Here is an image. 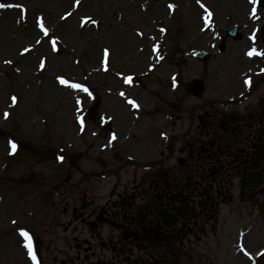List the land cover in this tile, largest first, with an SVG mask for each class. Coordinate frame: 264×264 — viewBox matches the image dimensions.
Instances as JSON below:
<instances>
[{
  "label": "rangeland",
  "instance_id": "obj_1",
  "mask_svg": "<svg viewBox=\"0 0 264 264\" xmlns=\"http://www.w3.org/2000/svg\"><path fill=\"white\" fill-rule=\"evenodd\" d=\"M256 1L0 3V264H73L69 210L86 196L103 204V196L136 176L133 166L121 176L116 167L162 159L167 138L182 131L180 119L186 129L193 107L216 105L222 87L239 83L245 33L264 26ZM233 25L242 26V41L228 42L208 64L193 58L214 42L215 30L222 35ZM198 78L206 93L195 98L185 88ZM253 211L245 216V264H264V253L256 257L264 218ZM28 231L36 261L22 235Z\"/></svg>",
  "mask_w": 264,
  "mask_h": 264
},
{
  "label": "flooded vegetation",
  "instance_id": "obj_2",
  "mask_svg": "<svg viewBox=\"0 0 264 264\" xmlns=\"http://www.w3.org/2000/svg\"><path fill=\"white\" fill-rule=\"evenodd\" d=\"M245 39L234 89L217 105L193 107L186 129L181 117L182 131L168 137L162 159L116 167L119 175L133 166L136 176L103 204L86 196L71 210L73 264H238L223 247L230 220L240 212L245 247V206L264 210V56L250 60ZM259 39L257 54L263 30Z\"/></svg>",
  "mask_w": 264,
  "mask_h": 264
},
{
  "label": "snow or ice",
  "instance_id": "obj_3",
  "mask_svg": "<svg viewBox=\"0 0 264 264\" xmlns=\"http://www.w3.org/2000/svg\"><path fill=\"white\" fill-rule=\"evenodd\" d=\"M2 7H5V5H0V8ZM40 27L42 29V31L44 32V34L47 36L48 35V29L44 27V24H43V20L41 19L40 21ZM53 47H55L56 45V41L53 40ZM27 51V49L25 50ZM257 54L255 49H253L252 52L249 53V55H255ZM261 55H264V53H262ZM129 82L131 81V77L128 78ZM62 84H68V81L61 78V81H60ZM68 86L70 87H73V88H76V89H80L84 92H88V89L87 88H83L82 85H79V84H69ZM89 95H91V93H89ZM12 100H13V103H15L16 101V97H12ZM130 103H133L135 105V101H130ZM138 107V105H136ZM81 124H83V120H81ZM113 139H115V137H113ZM17 149V145L15 143H12L11 144V150L13 152V154L15 153ZM61 160H63V157H60ZM22 235L29 240V243L27 245L28 249H29V252L30 254L32 255V259L35 261L36 260V255L35 253L32 251V244H31V237L29 236V234L27 232H22ZM37 264H39V262L37 261Z\"/></svg>",
  "mask_w": 264,
  "mask_h": 264
},
{
  "label": "water",
  "instance_id": "obj_4",
  "mask_svg": "<svg viewBox=\"0 0 264 264\" xmlns=\"http://www.w3.org/2000/svg\"><path fill=\"white\" fill-rule=\"evenodd\" d=\"M233 33H235V31H233ZM202 56H203V57L205 56L204 58H206V57H207V56H206V55H204V54H202ZM198 89H199V88H198Z\"/></svg>",
  "mask_w": 264,
  "mask_h": 264
}]
</instances>
